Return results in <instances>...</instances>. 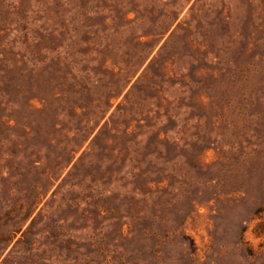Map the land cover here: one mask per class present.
Returning <instances> with one entry per match:
<instances>
[{
	"label": "rangeland",
	"instance_id": "1",
	"mask_svg": "<svg viewBox=\"0 0 264 264\" xmlns=\"http://www.w3.org/2000/svg\"><path fill=\"white\" fill-rule=\"evenodd\" d=\"M0 264H264V0H0Z\"/></svg>",
	"mask_w": 264,
	"mask_h": 264
},
{
	"label": "trees",
	"instance_id": "2",
	"mask_svg": "<svg viewBox=\"0 0 264 264\" xmlns=\"http://www.w3.org/2000/svg\"><path fill=\"white\" fill-rule=\"evenodd\" d=\"M75 151L74 150H71V155H73V157L70 159V161L68 162V164L67 165H69L71 162H72V159L74 158V156H75ZM31 216V215H30ZM29 216V217H30ZM248 255H250V253L248 254Z\"/></svg>",
	"mask_w": 264,
	"mask_h": 264
}]
</instances>
